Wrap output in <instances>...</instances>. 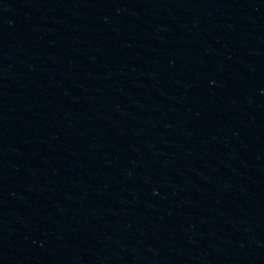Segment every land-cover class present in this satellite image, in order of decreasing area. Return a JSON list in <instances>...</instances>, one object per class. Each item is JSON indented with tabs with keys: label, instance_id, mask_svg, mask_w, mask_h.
<instances>
[{
	"label": "water",
	"instance_id": "water-1",
	"mask_svg": "<svg viewBox=\"0 0 264 264\" xmlns=\"http://www.w3.org/2000/svg\"><path fill=\"white\" fill-rule=\"evenodd\" d=\"M0 264H264V0H0Z\"/></svg>",
	"mask_w": 264,
	"mask_h": 264
}]
</instances>
